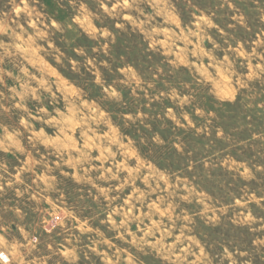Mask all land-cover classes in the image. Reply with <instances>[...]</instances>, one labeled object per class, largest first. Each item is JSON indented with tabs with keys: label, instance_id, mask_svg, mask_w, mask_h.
Instances as JSON below:
<instances>
[{
	"label": "rangeland",
	"instance_id": "1",
	"mask_svg": "<svg viewBox=\"0 0 264 264\" xmlns=\"http://www.w3.org/2000/svg\"><path fill=\"white\" fill-rule=\"evenodd\" d=\"M0 264H264V0H0Z\"/></svg>",
	"mask_w": 264,
	"mask_h": 264
}]
</instances>
